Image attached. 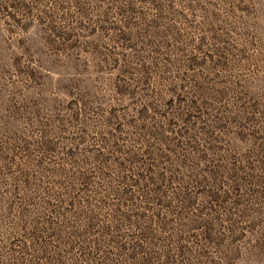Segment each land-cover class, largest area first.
<instances>
[{
    "label": "rangeland",
    "instance_id": "1",
    "mask_svg": "<svg viewBox=\"0 0 264 264\" xmlns=\"http://www.w3.org/2000/svg\"><path fill=\"white\" fill-rule=\"evenodd\" d=\"M0 264H264V0H0Z\"/></svg>",
    "mask_w": 264,
    "mask_h": 264
}]
</instances>
